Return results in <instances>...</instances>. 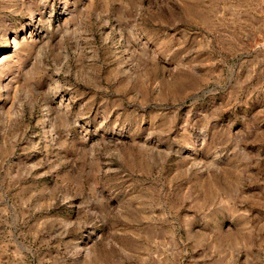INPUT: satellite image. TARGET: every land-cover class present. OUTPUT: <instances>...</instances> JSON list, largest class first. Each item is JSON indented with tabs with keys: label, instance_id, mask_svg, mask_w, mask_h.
I'll return each instance as SVG.
<instances>
[{
	"label": "rangeland",
	"instance_id": "rangeland-1",
	"mask_svg": "<svg viewBox=\"0 0 264 264\" xmlns=\"http://www.w3.org/2000/svg\"><path fill=\"white\" fill-rule=\"evenodd\" d=\"M0 264H264V0H0Z\"/></svg>",
	"mask_w": 264,
	"mask_h": 264
}]
</instances>
